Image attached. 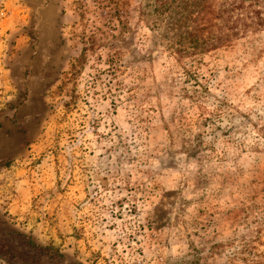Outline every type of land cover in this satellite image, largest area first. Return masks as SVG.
Wrapping results in <instances>:
<instances>
[{"label":"rangeland","instance_id":"obj_1","mask_svg":"<svg viewBox=\"0 0 264 264\" xmlns=\"http://www.w3.org/2000/svg\"><path fill=\"white\" fill-rule=\"evenodd\" d=\"M226 2L0 0V264H264V3Z\"/></svg>","mask_w":264,"mask_h":264},{"label":"trees","instance_id":"obj_2","mask_svg":"<svg viewBox=\"0 0 264 264\" xmlns=\"http://www.w3.org/2000/svg\"><path fill=\"white\" fill-rule=\"evenodd\" d=\"M248 1L250 2V6L264 3V0H227L224 8L221 10L222 14L220 17L225 19L228 26L231 22L235 25L230 27V29H236V27H238L240 24L242 26L247 25L244 24L243 15L240 12L242 11L245 3ZM248 18L251 20V23L256 25L264 24V17L260 12L253 11L252 14L248 16Z\"/></svg>","mask_w":264,"mask_h":264}]
</instances>
